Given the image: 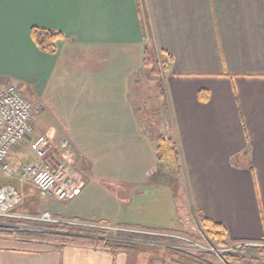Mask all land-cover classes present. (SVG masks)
<instances>
[{"label":"crops","instance_id":"obj_1","mask_svg":"<svg viewBox=\"0 0 264 264\" xmlns=\"http://www.w3.org/2000/svg\"><path fill=\"white\" fill-rule=\"evenodd\" d=\"M34 28L64 36L55 53L35 45ZM146 43L171 56L161 135L176 142L181 170L140 189L135 180L152 175L146 151L153 149L156 165L157 133L146 134L124 83L141 66ZM115 58L125 69L122 90L113 91L116 80L94 69L112 68ZM7 83L42 102L46 118L37 117L34 132L58 129L52 140L76 161L80 187L63 211L49 210L53 216L168 231L180 218L187 225L189 214L197 228L203 215L222 224L230 241H264V0H0V84ZM96 130L102 143L94 142ZM117 160L126 178L115 171ZM162 189L164 206L154 202ZM125 241L132 246L112 253L0 238V264H151L145 240ZM156 243L155 263L165 264L158 255L169 244Z\"/></svg>","mask_w":264,"mask_h":264},{"label":"rangeland","instance_id":"obj_2","mask_svg":"<svg viewBox=\"0 0 264 264\" xmlns=\"http://www.w3.org/2000/svg\"><path fill=\"white\" fill-rule=\"evenodd\" d=\"M145 24H147L148 20H143ZM148 31H145V34L148 35ZM132 55V54H131ZM133 57V55H132ZM132 57L130 58L131 61ZM114 64V66L112 68H105V66L101 65L99 66V68H95L94 71L96 73H98L97 69H99V71H101V73L106 74V78L110 79L113 78L116 80V83L112 84L113 87V91H115L116 89L120 88V90H122V83L119 81L122 78V72L123 69H125V64H120L119 60L117 61L116 58L114 61H112ZM129 62V61H128ZM131 65V64H130ZM165 73V72H164ZM99 74V73H98ZM151 73L148 71V69H146L145 67H143L142 65L137 68L136 70H134V72L131 74V80L130 83H124V87H128V91H130V95L132 98V102L133 105L135 106V108H137L136 111H139L137 113H139V115H137L140 120L143 118L145 120V124L149 125V127H147V135H151V134H155L157 133L158 135H161L165 133V126H166V119H165V115L163 113V107H164V103H165V99L163 96V91H162V87H163V79L162 77L164 76V74L161 76L162 79L160 80L161 82V86L157 85L158 83V78L157 77H153L152 75H150ZM150 75V76H149ZM70 86H73L72 84H69ZM41 102V101H40ZM40 102H35L39 105H42ZM142 106H145L146 109L142 110ZM155 108V111L153 109ZM153 110V111H152ZM158 110V111H157ZM39 115H41L40 118H46L44 116V112L42 113V108L39 112ZM50 114H46V116L50 119L49 117ZM52 125L54 126L53 122L54 120L50 119ZM40 122V121H38ZM155 125V126H153ZM46 126L48 128L51 127L50 123H47ZM57 127V126H55ZM155 129V131L153 130ZM38 130V129H37ZM36 130V131H37ZM46 133V132H44ZM60 132L58 131V129H54V131L51 132L50 134V138L53 139L55 136H57ZM61 134V133H60ZM59 134V135H60ZM94 134H96L98 137L94 139V142L96 144L98 143H102L103 141H105L104 136H103V131L100 130H96L94 131ZM125 134V133H124ZM49 135V134H48ZM58 135V136H59ZM60 142V140H58ZM55 146L50 149L48 151V155L49 158L47 160L51 161V164L53 166H55V163L58 162L59 160H61V154L64 153L63 147L61 148V142H55ZM63 144V143H62ZM70 150L73 154V148L65 146V149ZM122 148V147H121ZM121 148H120V153L119 154H115V157L117 158L118 155L121 156ZM110 150V149H109ZM66 154L70 155L69 153H67V151L65 152ZM146 155V159L148 160L146 163L147 169L151 168L150 170V174L154 175L152 177L151 176H147L144 178H138L137 180H135V187H139L140 189H145V188H150V187H154L155 185V179L158 177V173L154 174L157 170V164H153V160H155L154 157V153H153V149H151L150 151H146L145 152ZM71 156V155H70ZM71 156V165H75L76 161H74V157ZM12 163H15L17 172H19V170L21 169V167L29 162H31L34 159V155L29 147V145L27 143L22 144L21 147L15 148L12 151ZM120 158V157H118ZM114 166H116L118 169V167L121 169L119 170H115L117 172H120V174L124 175V177H127V170L126 168L122 169V166L124 167V163H120V160H117L116 162H113ZM77 165V164H76ZM123 170V173H122ZM162 170L169 175L168 180L174 179L172 177H174V174H177L174 170L169 169V168H165L162 167ZM118 174V173H116ZM119 174V175H120ZM165 177V176H164ZM171 177V179H170ZM77 181H80L81 178H79V176H76ZM75 179V180H76ZM1 183H11L14 185H17L15 180H9V179H1L0 180ZM19 186V185H17ZM20 192H21V196L23 199V202L21 204L20 209L26 211L28 214H32V215H38L41 212L44 211H48L50 214L51 212L49 210H64V201H58L55 200L53 198H48V199H42L39 197L38 192L33 188L32 185L30 184H23L21 188H19ZM162 193L161 195L157 194L151 195V196H147L146 199H149L151 201H149L148 205H151L152 201V197L154 196L156 201V203L158 204H163L167 201V199L169 198V195L165 192L164 189H162ZM183 202H185L183 200V198L181 199V197L179 198V203H178V209H180L179 207L183 204ZM114 206H117L118 204L113 201ZM154 204V203H153ZM77 205L78 206H74L77 208H80V202L77 201ZM149 205V207H150ZM93 206H98L97 204H94ZM164 206V204H163ZM104 209V206H101ZM63 208V209H62ZM82 208V207H81ZM117 208V207H116ZM115 208V209H116ZM92 209H94V207H92ZM187 211H189L188 209H185ZM52 215V214H51ZM55 217V216H54ZM187 220L186 223H188L187 225L183 226L181 224V218L178 219V225H174L172 226V229H168V231H164V230H147L153 233L159 232L160 234H164V237H169V238H173V239H180V240H185L187 243H185V245H179V244H169L166 245L168 246L167 248H162L161 249V253H162V257H160L158 255V257L160 258L161 261L166 262L165 264H186L185 262H197L199 259V253L200 252H209L212 253L214 255L213 259H209V260H204V262H206L205 264H264V254L261 253H257L255 251H253L252 249L254 248H264V241H230V243L225 247V248H218L216 246H212L211 244H209V242L206 240V238L201 234V232L196 228V224L193 222L192 217H190V214L187 215ZM77 222V221H76ZM185 222V221H184ZM87 224H90V222H84ZM9 226H0V229H7V230H21L22 228L20 227H29L31 228H38L37 226L34 225V222L31 223L30 226H23L18 222H12V223H7ZM194 226V230L191 229L190 226ZM69 226H75V227H83V228H90V227H85V226H76V225H69ZM41 229V228H40ZM93 230H99V231H106V230H102V229H97V228H90ZM53 231V230H49ZM110 238L113 239H118L117 238V234L118 232H108ZM80 235H85V234H80ZM190 237H189V236ZM151 237L153 236H157V235H149ZM146 244L149 246V248L146 249V260L148 262V260L151 258V264H156L155 262L158 261L156 255L159 253L160 250L156 249L157 247V243L155 241H153L152 239H145ZM149 243V244H148ZM166 243V242H165ZM241 246H244L246 248V250L244 251H239V248ZM156 249V255L154 254ZM154 256V257H153ZM224 256H230L232 257V260H224L223 257ZM194 262V264H196ZM193 264V263H190Z\"/></svg>","mask_w":264,"mask_h":264},{"label":"built area","instance_id":"obj_3","mask_svg":"<svg viewBox=\"0 0 264 264\" xmlns=\"http://www.w3.org/2000/svg\"><path fill=\"white\" fill-rule=\"evenodd\" d=\"M41 108V105L26 96L16 84H0V180H15L19 185L11 183L0 185V219H9L14 222L67 224L97 228L107 232L163 236L165 233H153L103 222L87 224L64 220L54 217L48 211L38 215H30L26 211L20 210L19 206H21L23 199L19 188L23 184L32 185L42 199L54 198L58 201H66L72 198L80 187V181H77L75 176L76 167L71 165L70 155L62 153V159L56 162L55 166L47 160L49 158L48 151L56 143L47 133L34 132L35 120L39 116ZM25 143L29 145L34 159L23 165L17 172V165L12 163V151ZM0 224V226H9L3 222ZM18 227L22 230L25 228Z\"/></svg>","mask_w":264,"mask_h":264},{"label":"trees","instance_id":"obj_4","mask_svg":"<svg viewBox=\"0 0 264 264\" xmlns=\"http://www.w3.org/2000/svg\"><path fill=\"white\" fill-rule=\"evenodd\" d=\"M140 3H143L142 1ZM32 37L35 45L44 52L55 53L56 46L55 42L58 39H63L64 36L61 33L47 30V29H36L32 30ZM171 56L158 48H156L152 44L146 43L143 47L142 51V59L141 65L148 69L153 77L158 78L157 85L161 86L162 79L161 76L164 74L168 66L170 65ZM149 75V76H150ZM199 98L203 101H207L208 92L205 90L199 91ZM156 164L158 170L154 173L158 176H164V171L162 167L169 168L174 170L178 175L180 174L181 165L178 156V149L176 146V142L172 138H165L162 135L156 136ZM237 158L234 157L231 159L232 164L237 166ZM7 183V182H6ZM4 183L0 182V185ZM21 211H24L20 209ZM197 222V229L201 232V234L206 238V240L212 246H216L218 248H225L230 240L228 239L227 230L225 227L213 220L206 218L203 215H197L195 217ZM0 222L3 223H12L14 221L9 219H0ZM23 226H30L31 223L28 221H16ZM106 223V222H104ZM35 226L47 230L53 231H36V230H7L0 229V238L4 239H14L21 242H47L59 247H65L67 245H78V246H86L104 249L107 251H111L112 253L116 251H120L126 249L132 245L128 241V239H152L153 241L160 243H175L179 245H185L186 241L180 239H173L164 236H149L146 234H138V233H124L118 232V239H111L109 233L107 231H97L90 228L83 227H75L69 226L67 224H45V223H34ZM85 234V235H80ZM189 236V235H188ZM190 237V236H189ZM246 248L241 246L239 251H244ZM253 251L257 253L264 254V248H254ZM214 255L209 252H200L199 259L196 264H205L204 260L213 259ZM224 260H232L230 256H224ZM194 262H185L186 264H190Z\"/></svg>","mask_w":264,"mask_h":264},{"label":"water","instance_id":"obj_5","mask_svg":"<svg viewBox=\"0 0 264 264\" xmlns=\"http://www.w3.org/2000/svg\"><path fill=\"white\" fill-rule=\"evenodd\" d=\"M0 225H1V224H0ZM24 230L49 231V230H47V229H40V228H39V229H38V228H31V229H30L29 227H25Z\"/></svg>","mask_w":264,"mask_h":264}]
</instances>
